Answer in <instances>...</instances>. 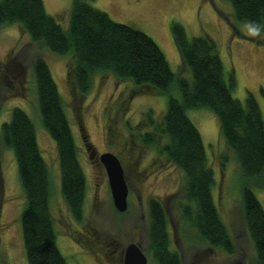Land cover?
<instances>
[{"label":"trees","instance_id":"trees-1","mask_svg":"<svg viewBox=\"0 0 264 264\" xmlns=\"http://www.w3.org/2000/svg\"><path fill=\"white\" fill-rule=\"evenodd\" d=\"M95 0H71L66 27L47 14L43 0H0V26L15 25L39 49L65 56L66 78L74 93L84 96L95 76H110L126 84L129 100L139 95H167L164 115L155 122L144 113L147 128L134 133L140 145L152 146L165 168L181 174L175 198L178 230L189 242L236 252L231 234L215 205L214 171L188 109L204 108L217 120L218 137L234 158L241 176L243 225L251 242L254 263L264 264V210L254 189L264 190V120L251 94L244 102L234 98L232 71H224L214 41L206 34L188 38L184 28L171 22L170 31L183 71L191 80L174 73L155 42L145 33L113 21L96 9ZM235 21L264 30V0H226ZM34 93L40 123L55 144L59 190L75 218L83 211L86 183L78 150L65 112V103L46 60H32ZM174 90L178 96L172 95ZM264 92V91H263ZM0 142L13 152L24 203L19 215L27 264H67L56 244L55 218L51 211V175L36 139L33 121L20 108L0 125ZM130 153V152H129ZM226 154L221 157L224 164ZM148 251L156 264H182L170 247L169 228L175 231L164 201L148 200ZM191 239V238H190Z\"/></svg>","mask_w":264,"mask_h":264},{"label":"rangeland","instance_id":"rangeland-1","mask_svg":"<svg viewBox=\"0 0 264 264\" xmlns=\"http://www.w3.org/2000/svg\"><path fill=\"white\" fill-rule=\"evenodd\" d=\"M47 14L63 27L67 25L71 0H43ZM92 5L115 22L140 30L162 51L171 70L191 80L181 68L170 24L179 23L188 38L208 35L215 43L224 71H232V96L244 102L251 94L264 120V30L233 19L226 0H95ZM46 60L65 103L78 160L85 177L83 211L75 218L67 210L59 190V168L55 144L43 129L34 93L32 60ZM65 56L39 49L15 25L0 26V125L14 107L33 121L36 139L51 175V211L55 218L56 244L67 264H123L120 256L130 243L141 245L147 264H156L148 251V200L164 201L171 226L170 247L182 264H255L251 242L243 225L240 181L234 158L218 137L215 116L204 108L188 109L189 120L201 136L208 162L214 171L212 196L228 230L236 252H225L189 242L177 228L179 211L172 195L180 183V171L165 168L152 146H143L134 133L147 128L144 113L155 122L164 115L167 95H139L124 100L127 86L110 76H95L89 91L74 93L66 78ZM172 95L178 96L174 90ZM95 153L92 157L89 154ZM115 154L123 167L128 186L127 209L119 213L112 204L107 178L98 155ZM130 152V153H129ZM226 154L224 164L221 157ZM95 156V157H94ZM94 157V158H93ZM95 160V162H92ZM264 210V190L254 189ZM24 198L13 152L0 142V264H27L20 232L19 215Z\"/></svg>","mask_w":264,"mask_h":264},{"label":"water","instance_id":"water-1","mask_svg":"<svg viewBox=\"0 0 264 264\" xmlns=\"http://www.w3.org/2000/svg\"><path fill=\"white\" fill-rule=\"evenodd\" d=\"M95 155V153H91ZM91 154L89 157H91ZM98 161L104 168L111 201L114 209L122 213L127 209L128 186L124 170L119 158L111 152L98 155ZM123 264H147V256L137 243H130L125 247Z\"/></svg>","mask_w":264,"mask_h":264},{"label":"flooded vegetation","instance_id":"flooded-vegetation-1","mask_svg":"<svg viewBox=\"0 0 264 264\" xmlns=\"http://www.w3.org/2000/svg\"><path fill=\"white\" fill-rule=\"evenodd\" d=\"M90 155V154H89ZM91 157H92V154H91ZM95 157V156H94ZM93 157V158H94ZM92 162H95V160H93ZM141 246V245H140ZM125 250V249H124ZM123 255H124V251H123V253H122V255L120 256V258H121V261L123 262ZM147 263H148V260H147Z\"/></svg>","mask_w":264,"mask_h":264}]
</instances>
